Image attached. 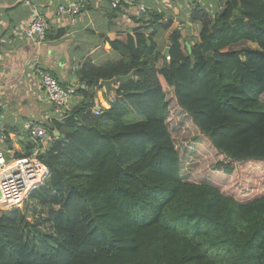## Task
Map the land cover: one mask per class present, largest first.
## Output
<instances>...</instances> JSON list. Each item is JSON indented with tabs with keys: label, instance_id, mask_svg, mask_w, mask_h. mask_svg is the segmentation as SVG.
Returning a JSON list of instances; mask_svg holds the SVG:
<instances>
[{
	"label": "trees",
	"instance_id": "1",
	"mask_svg": "<svg viewBox=\"0 0 264 264\" xmlns=\"http://www.w3.org/2000/svg\"><path fill=\"white\" fill-rule=\"evenodd\" d=\"M219 2L213 16L191 13V53L175 37L162 68L155 33L102 38L121 58L86 60L75 73L86 86L46 126L64 137L38 155L48 177L30 193V212L0 213V264H264V186L246 189L250 168L264 177V0ZM148 19L138 30L164 20ZM131 72L95 115L99 82ZM174 105L222 158L210 181L184 175L192 152L173 140ZM227 180L232 192L220 187Z\"/></svg>",
	"mask_w": 264,
	"mask_h": 264
},
{
	"label": "crops",
	"instance_id": "2",
	"mask_svg": "<svg viewBox=\"0 0 264 264\" xmlns=\"http://www.w3.org/2000/svg\"><path fill=\"white\" fill-rule=\"evenodd\" d=\"M79 1L80 12L73 18L56 13L58 6ZM142 8L144 13L139 11ZM220 9L219 0H140L132 7L122 5L116 10L110 8L109 0H0V152L11 159L15 153L24 152L22 146L32 143V155L37 144L27 127L37 124L47 131V125L53 128L54 120L63 119L46 100L35 70L49 73L62 87L81 88L75 73L86 60L96 66L120 60L102 39L113 33L117 34V40L124 41L128 34L148 36L153 32L157 51L163 54L170 50L171 40L178 37L181 49L190 54L199 33V24L189 18L191 13L202 10L213 16ZM34 11L44 16L50 27L45 42L40 45L25 36ZM153 13L162 15L163 23L149 30H138L142 25L139 20H149ZM61 30L65 33L57 37ZM166 64L162 58L157 67ZM97 98L105 109L109 108L110 102L102 89L97 91ZM62 137L54 129L46 146Z\"/></svg>",
	"mask_w": 264,
	"mask_h": 264
},
{
	"label": "built area",
	"instance_id": "3",
	"mask_svg": "<svg viewBox=\"0 0 264 264\" xmlns=\"http://www.w3.org/2000/svg\"><path fill=\"white\" fill-rule=\"evenodd\" d=\"M139 1L109 0V6L112 10H116L122 5L132 7ZM81 6V1L68 6H58L56 13L60 16L73 18L79 14ZM139 11L144 13L145 9L142 8ZM49 29V24L44 16L34 11L25 30V36L35 44L40 45L45 42V35ZM165 58V61L169 63L171 58L168 55ZM34 75L39 79L46 100L58 111L60 117L64 116L69 107L78 103L75 87H62L53 76L39 69L34 71ZM101 108L104 106L98 100L93 107L95 115L99 114ZM27 131L37 144L36 150L31 156L9 159L0 152V213L20 208L30 193L41 187L48 177L47 167L38 159V155L45 152L46 145L50 141L49 133L37 124L28 126Z\"/></svg>",
	"mask_w": 264,
	"mask_h": 264
},
{
	"label": "rangeland",
	"instance_id": "4",
	"mask_svg": "<svg viewBox=\"0 0 264 264\" xmlns=\"http://www.w3.org/2000/svg\"><path fill=\"white\" fill-rule=\"evenodd\" d=\"M250 48L255 49V45H248ZM169 95V94H168ZM72 107V106H71ZM69 107V108H71ZM68 108V109H69ZM172 115L171 121L168 124L169 129L171 131L173 140L177 145L181 146H190L191 147V155H187V157H182L183 164V172L187 177L186 179H190L193 181H201V180H209L212 179L211 169L217 160H221L222 158L215 155V153L211 150L209 145H207L206 141L197 134V131L192 126L190 120L180 112L176 106L174 105L171 109L170 116ZM47 147V146H46ZM183 151V149H181ZM185 154H183L184 156ZM262 169L257 167H252L249 169L248 176L246 178V189L250 190L252 186H256L260 184L264 186V177L261 174ZM217 182H220V177L216 175ZM220 187H224L228 185V190L232 192L234 188L232 187V182L229 180L220 183ZM31 201H29V197L25 200L22 206L18 209L28 210L30 212ZM39 209H36L38 211Z\"/></svg>",
	"mask_w": 264,
	"mask_h": 264
},
{
	"label": "water",
	"instance_id": "5",
	"mask_svg": "<svg viewBox=\"0 0 264 264\" xmlns=\"http://www.w3.org/2000/svg\"><path fill=\"white\" fill-rule=\"evenodd\" d=\"M187 49L190 52V48L188 45H186ZM169 53V48L165 50L164 56H167ZM134 72H131L127 76H117L111 80H106V81H100L99 86L103 90L104 96L109 101L110 103L113 101V97L115 96L118 88L117 84L121 82H127L129 80L133 79ZM86 85L82 86L81 89H83ZM2 127V126H1ZM0 127V128H1ZM57 133V132H56Z\"/></svg>",
	"mask_w": 264,
	"mask_h": 264
}]
</instances>
